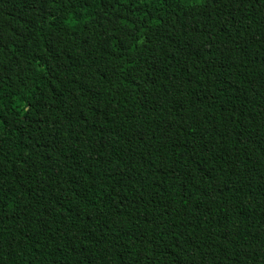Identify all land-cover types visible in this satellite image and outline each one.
Segmentation results:
<instances>
[{
	"label": "trees",
	"instance_id": "obj_1",
	"mask_svg": "<svg viewBox=\"0 0 264 264\" xmlns=\"http://www.w3.org/2000/svg\"><path fill=\"white\" fill-rule=\"evenodd\" d=\"M0 264H264V0H0Z\"/></svg>",
	"mask_w": 264,
	"mask_h": 264
}]
</instances>
